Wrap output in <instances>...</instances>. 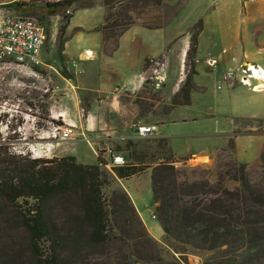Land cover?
I'll return each mask as SVG.
<instances>
[{"label":"rangeland","instance_id":"obj_1","mask_svg":"<svg viewBox=\"0 0 264 264\" xmlns=\"http://www.w3.org/2000/svg\"><path fill=\"white\" fill-rule=\"evenodd\" d=\"M58 1L0 0V13H7L6 8L9 6L15 9V4L8 5V3L26 4L27 11L21 12L20 15L43 23L47 27V41L41 56L44 65L36 68L34 73L17 68L3 66L0 68V147L7 148L12 154L30 156L32 159L78 156L83 157L86 163H96L90 144L80 139L81 133L78 129L72 141H51L45 138V133L57 118L56 109L51 107V100L58 103L57 97H59L58 94L54 96V92H59L55 88L57 85L56 71L61 73L62 70H67L70 73L69 67L70 70L76 71L73 67L75 61L70 62L69 66L63 57V51L65 44L72 35L77 34L78 29L71 32L66 29V32H62L63 15L73 17L80 6L88 7L93 3H100L101 0H82L81 4L73 6L69 11L47 8V4H54ZM252 6V4L247 6L245 12L243 7L234 3L233 0H220L219 2L218 0H163V6L140 9L135 17L139 24L165 26L168 39L183 34L190 38L188 46L183 45L187 41L186 38L167 48L164 54L166 81L162 89L172 102L171 94L177 87V92L182 90L179 95L180 99H188L189 104L178 108L169 122L165 123L164 128L157 133L169 141L170 148L177 155L174 154V161L189 160L192 156L201 157L196 166L185 167L183 165L175 168L180 175V180L189 181V183L209 181L211 184H216L218 174L221 173L225 177V185L239 187L238 183L231 181L234 170L239 167V164L260 158L247 164L246 169L248 185L258 196L264 194V168L260 157L264 155V122L247 123L244 119L260 111L259 106L264 104V92H253L240 83V69L235 67L232 58L242 59L243 51L215 44L212 40L214 35L219 33L230 35L232 27L235 29L241 27L248 20V10ZM104 14L101 6L93 10L80 11L75 15L73 25L83 24L87 27L98 28L104 22ZM199 22L203 24L202 30L205 29L201 38L199 35L202 30L197 34V28L194 29ZM142 32L144 33L142 28L136 27L122 37L123 51H126V56H131V59L137 63L140 60L134 58V55L143 54L146 49L145 39L141 36ZM195 35L197 46L196 50L191 53L188 51L192 46L191 39ZM261 41H264V38ZM131 43L133 48L127 51ZM87 48L96 52L106 70V58L110 56L102 55L99 34L95 33L85 37L77 34L70 41L67 51L69 54L71 51L75 52L76 49V61L83 69L86 63L83 64L78 60V53ZM111 49V46H108L106 51ZM212 61L216 64L211 65ZM89 64L92 65L88 63V66ZM145 66L149 69L151 61L145 63ZM149 74H153V70ZM149 82L151 85L142 93L144 105L155 104L159 101L160 93L154 91L155 87L152 85L154 81L149 79ZM252 83L256 84L255 81ZM166 97L163 98L167 100ZM178 119L180 121H177ZM173 121L176 123L174 124ZM237 130L242 134L252 133L239 140L238 151L244 159L241 163L234 160L232 151L226 143V139L235 134ZM155 136L134 141H146L147 146L156 147L158 146L157 141L161 138ZM155 153V150H152L147 156H153ZM125 160L127 161L126 157ZM153 166L151 161L144 164L145 171L133 180L134 189L137 190L132 193L142 219L153 231L157 230L160 233L163 232L162 227L154 218V195L151 183ZM111 169H105L108 184L103 192L107 204L110 205L109 211L113 212L114 206H111L113 192L122 190L128 194V191L121 186L124 180H119ZM69 205L73 214L78 215L79 207H76L72 201ZM258 210L260 215L256 218L261 223V227H264V206ZM47 213L48 216L60 220L61 224L67 217L60 201L49 202ZM116 217L112 215L111 219L114 220ZM9 218L12 223L17 221L14 214H10ZM16 227L12 225L5 230H0V251L5 254L2 264H35L25 230ZM136 234H139L137 226ZM158 245L159 254L164 262H141L140 264H170V262L181 264L180 261L185 264H204L207 258L199 253L180 257V254L176 253L179 247L175 244L172 246L166 237L158 242ZM45 247L47 248L48 245ZM147 247L149 254L156 258L157 251L151 249L152 246ZM137 250H142L138 242H128L124 245L115 241L105 247L87 246L80 255L73 257L70 261L71 264H129V261L135 264L133 256ZM63 253L68 255L66 250Z\"/></svg>","mask_w":264,"mask_h":264},{"label":"trees","instance_id":"obj_2","mask_svg":"<svg viewBox=\"0 0 264 264\" xmlns=\"http://www.w3.org/2000/svg\"><path fill=\"white\" fill-rule=\"evenodd\" d=\"M81 2L59 0L47 4V8L69 11ZM11 4H15V9L9 6L6 8L8 12L21 14L27 11L26 4L12 2L8 5ZM98 5L103 6L105 17L104 24L96 31L102 34L105 48L111 46L112 51L118 48L119 39L133 26L150 30L163 27L139 24L135 17L140 9L163 6V0H101L88 7L80 6V9H92ZM71 18L63 15L62 32H66ZM202 27L201 22L194 27L197 34ZM191 43L188 52L192 53L197 46L196 35ZM61 73L67 79L74 78L67 70ZM181 91L174 96V105L189 104L188 99H180ZM244 120L247 123L264 122L261 119ZM241 133L237 130L235 136ZM234 139L228 141L232 152L236 147ZM145 142L130 140L117 145L113 153H123L127 164L111 171L119 180H129L145 171V163H153L154 218L171 245L179 247L176 253L180 257L194 253L205 255L204 264H264V227L256 218L260 215L258 209L264 206V194L257 196L248 185L247 164H239L232 175L231 181L238 183L239 187L225 185L221 173L216 184L209 181L189 183L180 180L167 139L158 140L156 147L147 146ZM152 150L155 155L147 156ZM261 161L264 168V155ZM106 168L107 163L100 155L96 164L85 165L72 156L32 159L0 147V230L12 225L24 229L35 264H71L70 260L80 255L85 247H105L115 241L124 245L138 242L142 250L135 252V264L164 262L158 251V242L149 234L126 192H113L111 206L114 209L109 211L110 205L103 192L108 184ZM53 200L62 203L67 216L63 224L48 216L47 206ZM71 201L79 207L78 215L70 209ZM10 214L15 215L16 222H11ZM112 215L117 217L112 220ZM136 226L139 234H136ZM147 246L157 251L156 258L149 254ZM4 256L0 251V264Z\"/></svg>","mask_w":264,"mask_h":264},{"label":"crops","instance_id":"obj_3","mask_svg":"<svg viewBox=\"0 0 264 264\" xmlns=\"http://www.w3.org/2000/svg\"><path fill=\"white\" fill-rule=\"evenodd\" d=\"M219 1L220 0H218V2ZM233 1L236 4L241 5L245 12L247 11V6L250 4L253 5L252 8H249L248 10V20L237 29L232 27V33L230 35H220L219 33L214 35L212 40L215 44H220L221 46L226 47L228 46V48L233 47L237 50L243 51L242 59L237 57L232 58V62H234L236 68L241 69L242 67L251 64L259 66L264 71V41H261L264 38V7H262L264 5V0ZM98 6L103 8L102 5ZM93 9L94 8L79 9L75 15L80 11ZM75 15L71 18L67 30L71 32L74 29H78L77 34L82 35V37L91 36L95 33L99 34L100 47L101 50H103L102 55L104 56L105 54L110 57L106 58L107 68L105 70L104 65L101 63V59L97 56L96 52L87 48L78 53V60L82 61L83 64L86 63L81 74H76L77 72L70 70L69 67V71H71L70 73L74 75L75 78L67 79L62 73L56 71L55 79L57 80V85L55 88L56 90H59V92H54V96L58 94L59 97H57L58 103L53 99L51 100V107L56 109L57 118L59 116L60 119L64 118L67 123L76 126V129H78L81 134L83 133L89 138L91 143L88 145L96 158V163L99 155L101 159L108 163L111 160V154L117 145L125 144L130 140H136L133 135L134 127L138 125H157L159 130H161L164 128L165 123L169 122V119L177 109L183 106L174 105L173 101L170 102L168 95H165L162 91L164 84L158 86L154 79L152 85L155 87L154 91L160 93L158 96L159 101L155 104L149 105H144L142 103L144 100L142 93L151 85L149 79L152 78L151 74H149L150 69L146 68L145 63L147 60L152 61L164 55L168 47L174 46L182 39L185 40L187 38V41L183 45L188 46L190 38L183 34L168 39L167 34L165 33V26L153 30L144 28L140 25L133 26L132 28L139 27L144 30V33L142 32L143 34L141 36L145 39L144 45L146 48L144 49L143 54L139 53L134 55V58L140 60L137 63L131 59V56H126V51H123L124 44L122 37L125 33L128 34L132 28L126 31L119 39L118 48L115 51L109 50L107 52V48H105L103 43L102 34L96 31L97 27H87L83 24L73 25ZM103 24L104 22L101 25ZM204 30L205 29L200 33L199 38L203 36ZM77 34L70 37V40L65 44V49L63 51V57L66 59V63H68L69 66L70 62H78L76 61V49L75 52L71 51L69 54L67 51V48L70 46V41ZM131 47L133 48L132 43L128 46L129 50L127 51H131ZM86 52H92V58L86 56ZM135 53L137 52L135 51ZM122 54H125V56L121 57ZM88 63H92V65L89 64L88 66ZM46 67L49 68L48 65H46ZM177 91L176 87L171 94V100H173V96L178 93ZM61 95L62 97H60ZM164 96H167V100L163 98ZM170 103L171 105H168ZM259 110L260 111L257 114L247 119L264 120V104L259 106ZM177 121H180V119ZM173 123L175 124L176 121H173ZM249 134L241 133L237 136L232 134L226 139V143H228L230 138H235L236 147L232 152V156L238 163H241L244 160L238 151L240 146L239 140L243 136ZM155 137L166 139L160 134H157ZM116 154L124 155L123 153ZM174 154L176 155L175 152ZM72 157H75L81 164H96L86 163L83 161V157ZM259 159L260 158H256L254 161L244 162L242 164H250ZM134 179L135 177L129 180H124V183H121V186L128 191V195L142 219L132 193L134 190H137L134 189ZM142 221L149 234L156 241L161 242L165 238L163 232L158 233L157 230L153 231L143 219Z\"/></svg>","mask_w":264,"mask_h":264},{"label":"built area","instance_id":"obj_4","mask_svg":"<svg viewBox=\"0 0 264 264\" xmlns=\"http://www.w3.org/2000/svg\"><path fill=\"white\" fill-rule=\"evenodd\" d=\"M47 40L46 27L41 23L24 17L16 12L0 13V68L21 69L30 71L41 67L43 64L41 56ZM86 52V56H88ZM92 54L88 57H91ZM165 56H160L151 61L150 71L153 70L150 80H155L157 85L165 82ZM216 62L212 61L211 65ZM73 67L78 74L83 72L78 62H73ZM240 83L253 92L264 91V71L257 65L248 64L240 69ZM230 76H228L229 78ZM153 80V81H154ZM255 81L256 84L252 82ZM63 119V120H62ZM60 116L55 123L51 124L45 133V138L51 141L68 142L75 139L76 126L67 123ZM61 121V122H60ZM159 131L157 125H138L133 128L135 139H147L155 136ZM81 140L91 143L85 134H81ZM24 155V154H23ZM201 157L192 156L189 160L174 161L173 166H196ZM209 160V158H207ZM127 164L125 157L120 154H111V160L107 163V168L124 167Z\"/></svg>","mask_w":264,"mask_h":264},{"label":"bare ground","instance_id":"obj_5","mask_svg":"<svg viewBox=\"0 0 264 264\" xmlns=\"http://www.w3.org/2000/svg\"><path fill=\"white\" fill-rule=\"evenodd\" d=\"M92 53H88V56H90Z\"/></svg>","mask_w":264,"mask_h":264}]
</instances>
